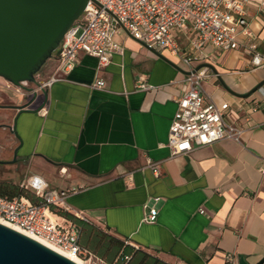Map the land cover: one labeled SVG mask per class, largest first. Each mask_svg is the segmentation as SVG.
Returning <instances> with one entry per match:
<instances>
[{
    "label": "crops",
    "instance_id": "crops-1",
    "mask_svg": "<svg viewBox=\"0 0 264 264\" xmlns=\"http://www.w3.org/2000/svg\"><path fill=\"white\" fill-rule=\"evenodd\" d=\"M246 16L256 51L264 55V9L247 5ZM115 40L122 49L106 66L79 53L63 80L43 87L45 96L33 86L37 95L29 108L44 105L18 115L19 139L7 128L17 112L10 106L32 94L16 95L0 82V156L17 148L15 161L27 173L67 192L66 212L86 225L80 244L97 251L89 239L101 234V258L83 248L100 264L120 254H129L127 264H264V66L251 64L246 42L228 51L207 46L195 63L208 69L204 98L227 103L243 132L238 141L172 155L169 125L188 88L187 71L124 30ZM51 66L46 78L55 73L56 55ZM98 79L100 88L93 86ZM150 208L156 220L144 222Z\"/></svg>",
    "mask_w": 264,
    "mask_h": 264
},
{
    "label": "built area",
    "instance_id": "built-area-1",
    "mask_svg": "<svg viewBox=\"0 0 264 264\" xmlns=\"http://www.w3.org/2000/svg\"><path fill=\"white\" fill-rule=\"evenodd\" d=\"M247 5L261 10L264 0H87L82 14L65 32L55 51V73L40 87L63 80L75 66L79 53L93 56L100 65L106 66L111 55L121 51L115 35L124 30L146 48L178 59L187 71L184 80L188 88L177 98L176 111L169 125L167 146L172 155L186 153L194 145H207L221 139L238 141L243 128L231 120L227 103L215 105L205 100L202 82L208 69L195 70V63L206 57L207 46L228 51L246 42L245 50L251 55V64L264 66V55L256 51L254 36L248 27ZM103 85L101 79L93 84L96 88ZM3 87L16 95L26 92L5 80ZM260 91L264 97V90ZM150 167L156 173V165L150 164ZM19 186L30 190L41 203H32L25 196L12 199L0 196V221L85 264L101 262L78 245L77 227L50 210L54 207L67 211L66 191L48 188L47 183L36 175ZM156 217L157 210L150 208L142 219L154 222ZM226 259L231 261L232 255L227 254Z\"/></svg>",
    "mask_w": 264,
    "mask_h": 264
},
{
    "label": "water",
    "instance_id": "water-1",
    "mask_svg": "<svg viewBox=\"0 0 264 264\" xmlns=\"http://www.w3.org/2000/svg\"><path fill=\"white\" fill-rule=\"evenodd\" d=\"M86 3L87 0H0V78L32 94L25 104L10 106L17 112L12 126L7 125V128L18 139L15 130L18 115L37 112L44 105L43 102L35 109L29 108L37 95L33 86L39 88L43 96L46 95L45 88L40 87L41 83L36 81L35 75L56 51L65 32L82 14ZM151 51L170 62L161 53ZM204 65L197 66L195 70ZM16 151L17 148L13 152L14 160H0V164L13 163ZM0 264L77 263L0 223Z\"/></svg>",
    "mask_w": 264,
    "mask_h": 264
},
{
    "label": "trees",
    "instance_id": "trees-1",
    "mask_svg": "<svg viewBox=\"0 0 264 264\" xmlns=\"http://www.w3.org/2000/svg\"><path fill=\"white\" fill-rule=\"evenodd\" d=\"M55 53V52H54ZM53 55V54H52ZM0 196L7 198V199H12L14 197H18V196H25L27 197L32 203H41V200L39 198H37L36 196H33L27 192H25L24 189L20 188L19 185L17 184H13L11 182H6V181H2L0 180ZM54 207H50V210L52 212H54ZM60 215L63 216L65 219L71 220L73 222V225H75L78 229V239H77V243L80 247L82 248H89L87 246H82L80 244V237L82 234V228L85 227L86 225L81 222L80 220L75 219L70 213L63 211V210H58ZM87 230V233L89 234L90 231ZM97 232V231H96ZM85 233V235L88 237V234ZM99 235H98V234ZM96 235L94 234V236L89 239L91 245L93 247H95L94 245L97 246V251H94L93 249H91L93 251V254L96 255L97 257L101 258V234L99 232H97ZM115 242H118L117 240H115ZM129 254H120L117 258H116V262L114 263H110V264H127V262L129 261Z\"/></svg>",
    "mask_w": 264,
    "mask_h": 264
},
{
    "label": "rangeland",
    "instance_id": "rangeland-1",
    "mask_svg": "<svg viewBox=\"0 0 264 264\" xmlns=\"http://www.w3.org/2000/svg\"><path fill=\"white\" fill-rule=\"evenodd\" d=\"M55 55H56V52L53 53L51 58L46 61V63L42 66L40 71L35 75V79L38 83H42L47 79L46 77L52 68L51 62L54 59ZM0 80H1L0 82H3L1 78ZM5 102L7 101L5 100ZM13 155L11 154V151H10L8 152L7 155L5 156L3 155L4 157L0 156V160H5V161L14 160ZM32 173L33 171H30L27 173V170L24 164H22L18 160H16L14 163L0 164V180L2 181L11 182L13 184L19 185L22 181H27L30 178V175H32ZM24 190L25 192L34 196V194L30 190L28 189H24ZM54 213H56L60 217H63L60 215L58 209H54ZM89 264H100V263L90 262Z\"/></svg>",
    "mask_w": 264,
    "mask_h": 264
},
{
    "label": "bare ground",
    "instance_id": "bare-ground-1",
    "mask_svg": "<svg viewBox=\"0 0 264 264\" xmlns=\"http://www.w3.org/2000/svg\"><path fill=\"white\" fill-rule=\"evenodd\" d=\"M0 223L4 224V225H6V226H9L10 228H13L14 230H17V231L23 233L21 230H19V229L15 228V227H13V226H11V225H9V224L3 222V221H0ZM23 234H24V233H23ZM29 237H30V236H29ZM31 238L37 240L38 242L44 244L45 246H47V247H49V248L55 250L56 252L62 254L63 256H65V257L71 259L72 261L76 262L77 264H84L83 262H81V261H80L79 259H77L76 257L71 256V255H69V254L63 252V251H61L60 249H58V248H56V247H54V246H52V245H50V244H48V243H46V242L40 240V239H37V238L32 237V236H31Z\"/></svg>",
    "mask_w": 264,
    "mask_h": 264
}]
</instances>
